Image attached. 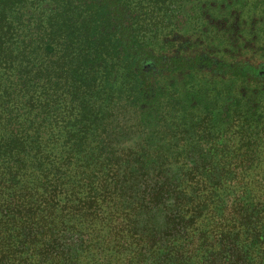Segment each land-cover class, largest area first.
<instances>
[{
  "label": "trees",
  "instance_id": "trees-1",
  "mask_svg": "<svg viewBox=\"0 0 264 264\" xmlns=\"http://www.w3.org/2000/svg\"><path fill=\"white\" fill-rule=\"evenodd\" d=\"M0 264H264V0H0Z\"/></svg>",
  "mask_w": 264,
  "mask_h": 264
}]
</instances>
